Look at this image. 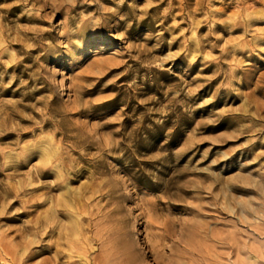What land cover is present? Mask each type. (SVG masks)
<instances>
[{
  "label": "rangeland",
  "instance_id": "rangeland-1",
  "mask_svg": "<svg viewBox=\"0 0 264 264\" xmlns=\"http://www.w3.org/2000/svg\"><path fill=\"white\" fill-rule=\"evenodd\" d=\"M0 264H264V0H0Z\"/></svg>",
  "mask_w": 264,
  "mask_h": 264
},
{
  "label": "bare ground",
  "instance_id": "bare-ground-1",
  "mask_svg": "<svg viewBox=\"0 0 264 264\" xmlns=\"http://www.w3.org/2000/svg\"><path fill=\"white\" fill-rule=\"evenodd\" d=\"M71 246V245H70Z\"/></svg>",
  "mask_w": 264,
  "mask_h": 264
}]
</instances>
